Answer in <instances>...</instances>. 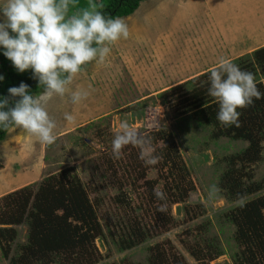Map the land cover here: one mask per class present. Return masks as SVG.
<instances>
[{"label":"rangeland","instance_id":"rangeland-1","mask_svg":"<svg viewBox=\"0 0 264 264\" xmlns=\"http://www.w3.org/2000/svg\"><path fill=\"white\" fill-rule=\"evenodd\" d=\"M121 18L129 37L110 45L103 65L84 66L71 85L73 90L88 89L89 97L74 105L67 95L58 96L59 106L46 105L57 122L56 141L42 144L15 127L0 141V198L18 188L34 187L43 177L72 166L102 227V235L94 239L101 256L95 264H147L150 248L179 255L186 264H201L186 246H202L203 252V240L208 238L224 251L203 263L233 264L231 256L238 251L231 237L234 227L220 214L264 193V186L230 202L219 194L210 197L225 156L246 142L212 139L208 126L197 125L189 112L181 113V107L167 108L159 94L183 82L188 89L191 78L218 66L221 59L248 55L264 45V0H144ZM66 112L76 116L74 123L64 119ZM148 114L151 121L146 119ZM122 122L149 138L148 147L160 158L157 164L145 165L141 149L131 144L122 149L119 159L113 157L112 141ZM152 132L169 136L185 167L183 183L189 181L192 189L183 201L172 202L176 197L172 178L178 177L174 168L169 175L163 165L166 144L153 139ZM246 169L252 180L264 185V141L260 159ZM154 189L164 191L167 199L158 200ZM162 205L166 212L158 211ZM136 224L146 237L120 250L118 240ZM14 227L16 237L8 257L25 241V225ZM8 257L0 255V264H8Z\"/></svg>","mask_w":264,"mask_h":264},{"label":"trees","instance_id":"trees-1","mask_svg":"<svg viewBox=\"0 0 264 264\" xmlns=\"http://www.w3.org/2000/svg\"><path fill=\"white\" fill-rule=\"evenodd\" d=\"M141 1L144 0H96L105 5V14H110L112 18L131 14ZM88 4L89 0H78L75 7L70 6L69 15L87 8ZM230 61L241 70L253 73L259 91L264 93V45ZM210 72L211 69L191 78L188 89L183 82L159 95L167 108L175 110L181 107V113L189 112L197 125L208 126L212 139L225 137L246 142L243 148L225 156V166L217 178L219 195L230 202L257 192L264 186L261 180H252V174L246 169L260 159L264 141V98L254 99L251 106L237 109L241 113L239 127H225L216 118L219 110L217 99L208 94ZM0 75L5 77L0 81V96L7 95L8 88L19 86L21 81L30 86L32 95L44 91V86L38 87L37 80L31 78V69L24 73L16 71L11 61L3 55L2 47ZM7 131L0 128V141ZM152 136L166 144L163 147V165L169 175H172L174 168V174L178 177L172 178L171 186L176 194L172 202L183 201L192 185L188 180L183 183L185 167L179 161L176 148L165 133L152 132ZM115 199L122 201L118 195ZM220 216L234 227L231 237L238 251L231 256L233 264H264V193L244 201L242 206L238 203ZM20 224L26 227L25 241L18 245L15 255L8 257L10 245L16 237L14 226ZM101 235L102 227L95 205L72 166L43 177L34 187L18 188L0 198V255L3 259L9 258L8 264H95L101 256L94 246V239ZM145 237V230L136 224L130 227L127 236L118 240V247L120 250L131 248ZM203 241V252L201 245L200 249L198 246H186L189 254L199 263L208 262L223 253L224 250L213 239ZM149 250L147 264H186L181 256L174 253L167 254L169 252L156 248ZM120 264L130 263L120 261Z\"/></svg>","mask_w":264,"mask_h":264},{"label":"clouds","instance_id":"clouds-1","mask_svg":"<svg viewBox=\"0 0 264 264\" xmlns=\"http://www.w3.org/2000/svg\"><path fill=\"white\" fill-rule=\"evenodd\" d=\"M78 0H5L0 4V47L3 55L11 61L18 73L31 69V78L43 85L44 92L34 96L30 86L21 81L19 86L9 87L7 95L0 96V128L23 129L40 143L51 145L57 136L56 120L46 107L54 96L66 95L74 105L80 104L91 94L88 89L71 85L82 68L92 62L103 65L111 52L110 45L130 35L126 21L112 18L104 12L105 5L89 0L87 8L69 15L70 6ZM5 77L0 75V81ZM208 94L217 99V120L225 127L240 126L244 109L254 99L264 98L259 91L255 76L243 71L230 60L221 59L218 67L211 69ZM68 123L76 116L64 113ZM112 141V155L121 157L122 149L131 144L141 149L140 159L145 165H155L159 157L148 147L149 138L122 122ZM218 196L220 189L212 185ZM158 200L165 201L167 195L160 189L153 190ZM209 198V197H208ZM243 202L241 201V206ZM160 212H166L162 205Z\"/></svg>","mask_w":264,"mask_h":264},{"label":"crops","instance_id":"crops-1","mask_svg":"<svg viewBox=\"0 0 264 264\" xmlns=\"http://www.w3.org/2000/svg\"><path fill=\"white\" fill-rule=\"evenodd\" d=\"M139 5V4H138ZM35 96V95H34ZM58 96H54L51 100H49L48 101V103H47V106H48V108H51L54 104H56L57 103V105L59 106L60 105V101L61 100H59V98H57ZM58 100H59V102H58ZM52 105V106H51ZM53 108V107H52ZM11 129V128H10ZM10 129H8V131H10ZM7 131V132H8ZM7 132H6V134H7Z\"/></svg>","mask_w":264,"mask_h":264},{"label":"built area","instance_id":"built-area-1","mask_svg":"<svg viewBox=\"0 0 264 264\" xmlns=\"http://www.w3.org/2000/svg\"><path fill=\"white\" fill-rule=\"evenodd\" d=\"M146 119H147L148 121H151V115L148 114V116H146ZM146 119H145V120H146ZM147 120H146V121H147Z\"/></svg>","mask_w":264,"mask_h":264}]
</instances>
